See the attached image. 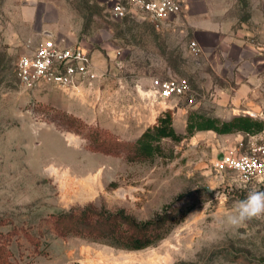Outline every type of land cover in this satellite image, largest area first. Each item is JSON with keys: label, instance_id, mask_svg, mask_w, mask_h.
Returning a JSON list of instances; mask_svg holds the SVG:
<instances>
[{"label": "rangeland", "instance_id": "rangeland-1", "mask_svg": "<svg viewBox=\"0 0 264 264\" xmlns=\"http://www.w3.org/2000/svg\"><path fill=\"white\" fill-rule=\"evenodd\" d=\"M183 12L156 29L142 14L115 18L103 0H0V234L32 226L38 237L41 218L87 204L125 209L139 220L180 194L186 195L181 204H196L166 239L144 250L51 234L42 239L40 256L29 242H12L14 264H264V219L228 225L227 216L246 191L232 173L214 166L218 153L245 139L243 133L197 132L179 143L164 139L163 156L131 163L125 155L91 151L85 138L51 121L61 110L101 136L129 144L167 110L179 134H185L191 112L246 115L252 101L260 105L253 111L260 120L264 87L239 77L246 58L235 47L216 48V58L200 45L198 53L191 51L189 44L198 41ZM46 39L89 52L103 74L101 97L19 84L17 60ZM228 49V57L222 55ZM170 78L185 79L189 90L164 101L153 82ZM247 187L264 190V181Z\"/></svg>", "mask_w": 264, "mask_h": 264}, {"label": "trees", "instance_id": "trees-1", "mask_svg": "<svg viewBox=\"0 0 264 264\" xmlns=\"http://www.w3.org/2000/svg\"><path fill=\"white\" fill-rule=\"evenodd\" d=\"M53 119L51 121L58 122L57 125L64 130L73 131L85 138L91 151L113 156L125 155L127 161L131 163L163 156L164 139L179 143L185 138L193 137L197 132L211 131L217 135L235 133L256 135L264 129L262 120L250 116L240 115L230 120H222L191 112L187 117L185 134H179L173 126L172 111L167 110L135 142L127 144L107 134L101 136L79 118L61 110L55 111ZM185 196L178 195L160 212L145 220H139L125 209L110 210L104 205L97 207L93 204L71 207L67 211L48 215L41 218L36 225L38 237L30 232L32 226L13 228L6 234H0V264H14L10 249L14 241L23 246L29 242L33 245V255H44L45 251L40 246L41 241L51 234L57 237L81 238L122 250H144L166 239L196 208V204L180 203Z\"/></svg>", "mask_w": 264, "mask_h": 264}, {"label": "built area", "instance_id": "built-area-1", "mask_svg": "<svg viewBox=\"0 0 264 264\" xmlns=\"http://www.w3.org/2000/svg\"><path fill=\"white\" fill-rule=\"evenodd\" d=\"M112 15L123 20L142 14L156 29H162L166 21L180 14L183 0H103ZM198 53L196 41L189 44ZM15 75L19 84L27 90L42 85H52L68 96L95 99L100 92L103 74H99L90 54L82 45H64L46 39L34 49L22 54L17 60ZM159 97L169 100L186 94L189 84L182 78L157 79L153 82ZM264 122V114H260ZM218 153L214 166L229 171L240 183L258 185L264 181V129Z\"/></svg>", "mask_w": 264, "mask_h": 264}, {"label": "crops", "instance_id": "crops-1", "mask_svg": "<svg viewBox=\"0 0 264 264\" xmlns=\"http://www.w3.org/2000/svg\"><path fill=\"white\" fill-rule=\"evenodd\" d=\"M183 3L182 12L193 21L198 45L214 58L220 55L216 48H238V56L246 58L242 63H247L241 68L239 77L257 79V86L264 87V0H183ZM180 14L166 21L163 28ZM229 53L228 49L222 55L228 57ZM251 86L244 84L242 88L248 87L250 90ZM251 104H248L251 106L247 114L242 116L255 117L253 113L260 105L253 101ZM222 115L218 114L216 117L230 120L240 116L233 114L227 118Z\"/></svg>", "mask_w": 264, "mask_h": 264}, {"label": "clouds", "instance_id": "clouds-1", "mask_svg": "<svg viewBox=\"0 0 264 264\" xmlns=\"http://www.w3.org/2000/svg\"><path fill=\"white\" fill-rule=\"evenodd\" d=\"M246 191L244 199L239 200L227 216V223L239 227L253 219H264V190L242 185Z\"/></svg>", "mask_w": 264, "mask_h": 264}, {"label": "water", "instance_id": "water-1", "mask_svg": "<svg viewBox=\"0 0 264 264\" xmlns=\"http://www.w3.org/2000/svg\"><path fill=\"white\" fill-rule=\"evenodd\" d=\"M206 190H207L208 192H211V189H210L209 187H206Z\"/></svg>", "mask_w": 264, "mask_h": 264}]
</instances>
